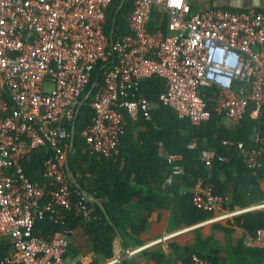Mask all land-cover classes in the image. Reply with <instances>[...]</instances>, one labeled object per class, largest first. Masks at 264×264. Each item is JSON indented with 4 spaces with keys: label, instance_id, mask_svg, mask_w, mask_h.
<instances>
[{
    "label": "built area",
    "instance_id": "built-area-1",
    "mask_svg": "<svg viewBox=\"0 0 264 264\" xmlns=\"http://www.w3.org/2000/svg\"><path fill=\"white\" fill-rule=\"evenodd\" d=\"M113 2L0 0V242L9 244L0 264H65L72 232L67 212L89 218L94 211L68 169L81 107L91 115L80 131L85 148L107 159L119 151L127 116L143 112L152 119L150 99L140 92L149 77L163 82L158 101L191 123L206 122L215 112L237 125L246 112L258 117L264 108L262 10H194L188 0H131L125 31L110 40L104 28ZM153 7L167 15L168 33L148 28ZM99 65L100 83L95 79L86 89ZM221 144L232 146L256 172L264 147L258 127L247 141L223 138ZM41 147L48 187L32 181L20 162ZM166 157L170 183L184 167L178 152ZM211 157L204 158L206 165ZM190 202L222 223L241 211L226 207L203 175L194 179ZM39 219L60 226L36 235ZM189 258L213 264L197 251Z\"/></svg>",
    "mask_w": 264,
    "mask_h": 264
},
{
    "label": "crops",
    "instance_id": "crops-1",
    "mask_svg": "<svg viewBox=\"0 0 264 264\" xmlns=\"http://www.w3.org/2000/svg\"><path fill=\"white\" fill-rule=\"evenodd\" d=\"M129 1L131 2V0ZM188 1L194 10L221 6L236 9L256 8L264 12V0ZM148 28L150 30L160 29L164 33H168L167 15L159 8L153 7ZM159 81L164 86L160 79ZM221 119L233 132L237 131L241 125H232L225 117ZM147 121L150 120L143 119L140 113L133 117L127 116L125 119L127 138L121 148L119 146L121 161L129 160L133 155L143 158L147 167H144L143 174L136 176L148 182L135 181L132 184L134 196L123 205L122 221L115 228L110 255L96 249L94 236L77 225L71 227L72 232L64 255L65 264H192L189 258L192 251L206 256L213 264H264V226L247 229L237 220L244 213L264 210V207L257 206L264 201V176L258 184H251L250 175L241 173L243 169L236 157L224 158L226 160L225 167L218 169L222 174L221 177L226 179L223 184H219L221 191L219 194L224 196L226 207L233 210L241 209V211L235 215L233 220L226 223L214 220L212 217L215 213L212 212H208L200 218L199 215L204 211L195 209L190 202L194 176L185 168L183 153L177 148H167L162 140L157 141V156L161 158L163 153L167 156L169 152H178L181 156L179 162L183 165L184 170L175 174L170 183L165 181L169 167L160 170L159 173L155 170L161 169L162 166L160 162L153 159L151 154L154 149L153 144L149 143L148 136L144 134ZM154 125L158 127L156 121ZM253 128H250V134ZM259 129L264 134L260 127ZM182 133L187 136L188 128L183 129ZM187 146L198 151L194 158L199 163L195 164V167L200 168L199 174L209 178L213 176L216 164H223L222 161H219L220 158L218 160L216 157L219 147L230 151L232 156L233 154L239 156L232 146L222 145L214 138L205 136L193 137L187 142ZM81 151L89 156L81 164L88 171L91 162L94 165L93 173L84 180L88 188H93L95 179L104 176L112 167L108 162L101 161L100 154L89 153L85 144ZM208 153L212 155L210 165L204 163V158ZM38 155L44 159L45 153L40 151ZM260 161L264 170V152L261 154ZM77 168L76 162L69 159L68 169L76 187L84 193L90 194L78 183L74 175H79ZM32 172L40 181L47 184L42 173L43 165L39 167L32 165ZM100 200L103 202V199ZM91 206L95 209L93 205ZM110 221L112 222L111 218ZM8 248L7 240L3 239L0 242V258Z\"/></svg>",
    "mask_w": 264,
    "mask_h": 264
},
{
    "label": "trees",
    "instance_id": "trees-1",
    "mask_svg": "<svg viewBox=\"0 0 264 264\" xmlns=\"http://www.w3.org/2000/svg\"><path fill=\"white\" fill-rule=\"evenodd\" d=\"M120 0H114L113 4L110 6L107 12V23L105 25L104 31L106 34H109L112 28V19L116 10V7ZM132 6L129 0H125L123 6L118 11L113 32L115 35L122 33L125 29V18L127 13ZM151 29V27H149ZM101 65H99L96 70L93 72L90 80L86 84V89H88L91 84L97 79L98 84L101 80ZM164 88L160 84L159 79L155 77H149L140 84V92L146 95L150 99V110L149 113L152 116L150 121L146 122V131L144 134L148 136L149 143L153 144L152 157L155 161L161 163V169H155L158 173L160 170H165L169 167L167 162L166 154L160 157L157 156L156 142L162 140L167 148H177L183 153L185 168L191 172L194 176V179L201 175L200 168H196L195 164H198V160L194 157L197 156L198 151L194 148L187 146V142L193 137L205 136L208 138H214L217 142L221 143L223 138H236L246 140L250 135V128L260 127L264 131V108L261 110V114L258 117H252L250 112H246L243 119L240 122V127L237 131L233 132L229 129L227 124L222 122V115L218 113H212L211 118L206 122L200 123H191L189 119H180L175 114L172 113V110L167 106L161 104L157 95L159 91ZM141 117L145 118V113L140 112ZM90 109L87 107H81L80 111L74 121V144L72 152L69 159H72L76 162L78 166L79 175L74 174L77 178L78 183L82 188L90 194L95 195L99 199H103L105 207L110 215V220H108L100 209V207L92 201L85 200L88 205H93L95 207L89 218L76 214L74 210H70L66 214L65 223L67 226H81L87 232L94 236L95 248L104 252L106 255H110L112 248V239L115 233V228L121 224V215L123 213V205L130 201L134 196V187L132 184L135 181L141 182L146 180L139 179L136 175L140 176L143 174L145 165V160L140 156H135L129 160L121 161V153H118L114 158L107 159L105 156L100 154V159L102 162H108L111 165V170L107 171L104 176L97 177L95 179V186L93 188H88L85 185L84 180L88 179V176L93 173L94 165L93 162L90 164V170L88 171L81 163L84 159L89 158L88 154H84L81 150L84 146L80 131L84 126L90 121ZM157 122L158 127L154 125V122ZM124 121V131L120 136V148L123 145L127 138V129L125 128ZM189 134L185 136L182 131L187 129ZM44 151L47 155L46 149L41 147L29 154L20 160L26 174L30 177L32 181L36 184L43 185L48 187L49 184L43 183L40 181L32 172V165L34 167H39L43 165L42 158L39 157L38 152ZM264 147L260 149V153L263 154ZM230 151H226L224 148L219 147L216 157L222 161L223 164H216V170L211 177L212 182L214 183V190L217 193H221L219 190V184H223L225 177H221L222 174L218 168L225 167V159L227 157H236L239 160L244 175H250V183L258 184L259 180L264 176V170L262 168L261 161L259 159L258 168L255 174H252L249 169L244 165L243 160L240 156L235 154L230 155ZM223 157V158H222ZM261 157V156H260ZM225 158V159H224ZM121 168L119 169V167ZM152 169H154L152 167ZM75 199L83 198L82 194L73 193ZM195 209L200 210L193 206ZM204 211V210H201ZM208 211H204L199 215L200 218L206 215ZM238 222L247 229H255L258 227L264 226V210H257L255 212H247L240 215L237 218ZM60 225L52 223L46 219H39L35 221L33 227V233L36 235H46L48 232L57 229Z\"/></svg>",
    "mask_w": 264,
    "mask_h": 264
},
{
    "label": "water",
    "instance_id": "water-1",
    "mask_svg": "<svg viewBox=\"0 0 264 264\" xmlns=\"http://www.w3.org/2000/svg\"><path fill=\"white\" fill-rule=\"evenodd\" d=\"M123 2L124 0H121L117 7H116V10H115V13H114V16H113V19H112V28H111V31L109 33V37H110V40H112V37L114 35V32H113V28H114V24H115V20H116V17H117V14H118V11L121 9L122 5H123ZM85 197L89 200V201H92V202H95L99 207L100 209L103 211V213L105 214L106 218L108 220H110V215L104 205V203L99 199L97 198L96 196H94L93 194H86L84 193Z\"/></svg>",
    "mask_w": 264,
    "mask_h": 264
},
{
    "label": "rangeland",
    "instance_id": "rangeland-1",
    "mask_svg": "<svg viewBox=\"0 0 264 264\" xmlns=\"http://www.w3.org/2000/svg\"><path fill=\"white\" fill-rule=\"evenodd\" d=\"M48 87H49V85L46 86V88H48Z\"/></svg>",
    "mask_w": 264,
    "mask_h": 264
}]
</instances>
